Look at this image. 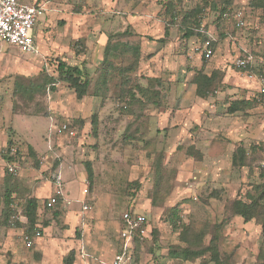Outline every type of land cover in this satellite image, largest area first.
I'll return each instance as SVG.
<instances>
[{"label":"rangeland","instance_id":"rangeland-1","mask_svg":"<svg viewBox=\"0 0 264 264\" xmlns=\"http://www.w3.org/2000/svg\"><path fill=\"white\" fill-rule=\"evenodd\" d=\"M142 1H145L144 4ZM146 1L130 0L126 8L129 11H143L153 1V8L159 10L158 15L164 16L166 25L174 26V40L168 38L174 46H170L168 53L176 54V79L182 80L183 76L184 80L188 78L187 70L181 69L186 65L183 49H189L190 44L201 45L202 38L194 35L190 41L182 29L180 16L170 22V14L174 11L182 13L196 6L204 7L201 30H213L217 40L212 59L205 60L199 51L198 53L206 65L220 61L223 66H231L235 71L243 73L242 85H247L248 80L245 79V71L234 64L235 57L246 48L264 59V29L240 28L233 20L219 19V9L224 5L222 0ZM233 1L232 6L235 9H242L244 12L254 9L253 20L259 21L261 26V8H253L249 0ZM93 4V0H73L67 10L79 13L85 11L91 18ZM96 11L98 10L95 9L93 13ZM85 21L84 24H77L91 27V20ZM65 22L67 23L66 20L56 17L50 23L49 30L54 33V29L57 31L64 27ZM74 24L73 22L68 26L67 31L72 26L74 29ZM70 45L77 55L87 52V46L82 39L71 40ZM61 53L55 51L48 56H43L42 53L26 54L0 41V147L9 145L11 140L18 147L21 156L20 174L11 176L0 184L1 223L4 222L6 194L9 190L15 192H12L10 219L6 225L0 224V264H68L70 259L71 264H74L79 259L77 249L82 242L89 255L88 258L81 259L82 264H111L119 246L117 238L122 213L132 204L147 214L150 224L149 235L135 243L136 264H264L262 231L252 238L249 234L240 233L237 222L226 232L227 224L232 223L231 220L235 217L231 216V202L235 198L247 200L249 192L257 195V187L264 185V96L261 101L254 96L257 95L256 83L248 81L251 86L246 91L251 92L249 96L254 100V105L235 117L241 120L256 117L253 132L239 135L226 129L216 132L222 141L237 140L238 144L242 139L243 145H246L244 140L251 142L246 145L249 148L247 165L239 167L227 162L220 164V177L204 181L196 194H193L186 184L192 180L189 174L193 173L191 169L194 165L193 160L185 156L186 145L179 144L182 148L179 147L171 155L170 127L160 129L156 120L138 121L146 116L145 111L158 118L161 112L171 109L170 99L163 98L158 105L131 104L120 91L123 77L121 71L112 73V90L99 101L90 96L94 90L92 85L90 94L82 99L63 81H57L55 86L49 84L42 92L29 91L34 85L43 83L46 75L58 78L55 67L63 56ZM124 58L128 62L122 61L117 69L127 68L133 62L127 57ZM90 72L92 73L91 70ZM142 73L139 78L133 75L134 79L138 81L143 78L147 82L146 73H150V70ZM239 91L236 96L241 95ZM228 97L231 96H227V99ZM107 103L111 106V112L103 116L96 134L91 117L98 114L99 105ZM50 116H54L57 122H70L76 129V135L54 134L51 138L48 137ZM230 117L232 115L227 116ZM228 120V124L235 123L234 118ZM196 157L198 158L197 154ZM87 161L92 163V178L88 177ZM41 169L44 170L40 171ZM59 175L65 183L67 206L61 203L55 208L45 209L43 203L51 194L49 188L39 201L41 210L38 209V219L34 227L30 226L29 221L22 223L13 218L14 215L24 214L27 195L31 191L43 188L47 179L54 183L55 177ZM48 183L49 181H45L46 187ZM176 186H179L176 189L178 192L174 193ZM85 188L88 189L87 195L84 194ZM81 199L85 200L88 210L83 208ZM173 207H176L173 212H178L181 216V224H177V227L172 224V220H175L171 211ZM70 211L74 212V220L67 219ZM56 212L58 215H55ZM47 222L51 228L45 230V236L37 241L45 245L54 238L66 247H58L56 255L50 253L44 260L46 254L35 249L37 241L30 247L24 243L22 234L24 231L31 233L44 229ZM184 225L192 226L189 238L198 233L201 235V243L205 245L216 232L223 263L213 260L209 251L186 261L170 255L172 249L187 245L181 234ZM63 252L66 256L62 255Z\"/></svg>","mask_w":264,"mask_h":264},{"label":"crops","instance_id":"crops-1","mask_svg":"<svg viewBox=\"0 0 264 264\" xmlns=\"http://www.w3.org/2000/svg\"><path fill=\"white\" fill-rule=\"evenodd\" d=\"M19 1L29 4L44 3L46 5L47 10L34 29L35 41L37 42L40 52L43 54V56L53 54V52L55 51H61V54H63V56L61 55V59L68 61L70 64L82 66V64L85 63V65L90 68L89 70L92 71V77H95L93 81H96L99 73H96L95 70L97 67H100L102 65L106 46H110L113 50L118 52L117 57L110 58V61H113L115 65L119 66L122 61L128 62V60L124 57H127L132 61L134 60L136 63H138V70L136 73V77L138 78L139 76H142V72L147 71V69L150 70V73H146V83L144 82L143 78L140 77L141 79H138V82L143 86H147L150 78L160 79V82L155 83V89L161 91V95H164L163 98L170 99L171 109L168 108L166 111L161 112V115L158 118L156 116H153V113L148 114L145 111L146 116L139 118L138 121L142 122V120H146L151 122V120H156L158 121V126L160 129L170 127L169 150L171 152V155L174 154L179 147H181L179 146V144L186 145L185 147L187 148L184 149L187 154L185 156H189L194 162L193 168L191 169L193 173H191L192 175L189 174L192 180H189L186 183L188 189L193 191V194H196V191L198 190V188H200L199 186H201L204 181L206 182L208 181V179H216L220 177V173H218V167L220 166V164L222 165V163L224 162L232 163V157L235 149L237 148V146L243 145L241 144V142L243 141L242 139H240L241 141H238L240 142L238 144L236 143L237 140L231 142L227 140L222 141L217 137L218 134L216 132H219V130L222 131L223 129H226L229 132L231 131L236 135H239L240 133L247 132V134H249L250 132H253V128L255 127L254 124L257 121L255 119L256 117L254 118L253 116H251V118L249 117L246 120H241L239 118L235 119L237 114L242 111L238 110L235 113L228 112L230 101L236 99H250L249 94H251V92L246 91L251 86L248 81L252 80H250L244 73L246 77L245 79H247L248 81L247 85H242L241 80L243 73H241L240 71H235L231 66H223V63H221L220 61H216L213 64L206 65L202 60L200 53L194 51V46L196 45L192 46L191 44L189 46V49L186 47L185 49H183V56L185 57L186 65L181 68H185V70H187L188 78L184 80L183 76L182 80L176 79V72L174 70V66L176 65L175 61L177 60L176 54L168 53L170 46H174V43L171 42V40H174L173 37L176 29L174 28V26L168 25L167 27L166 23L163 21L164 16L158 15L159 10L153 8V1H151V3L150 0L146 1L150 3V9L147 7L146 9H143V11H129L126 6L128 5L127 3H130V0H93V9H97L98 11L93 13L94 10L91 9V18L85 14V11L80 13L69 12L67 8L73 0ZM144 2L145 1H142V4H144ZM111 12H113V14H110ZM254 13V9L252 8L245 12L249 22L259 24V21L253 20ZM261 14L263 22L261 23L262 27L260 26L259 29H264V12L262 10ZM56 17H59L62 20H66L67 23L65 22L64 27H60L57 31L56 29H54V33H51V31L49 30V26ZM88 19L91 20V22L89 23L91 27H83L77 24H84V22H86L85 20ZM73 22L75 23V28L73 29L74 26H72L71 29L67 31V27L70 26ZM207 33L211 35V37H213V41L217 40V37L215 36L213 30H209L207 31ZM168 38H170L171 40L168 41ZM193 38L194 37L191 36V38H189L190 41H192ZM81 39L87 46V52L77 55L75 53V50L70 45V41H79ZM0 41L6 42L2 39H0ZM177 41L179 43V39ZM187 50H189V52H186ZM247 50L248 49L244 48V52L238 54L237 56L244 54ZM65 54L67 57H65ZM57 55H59V53H57ZM200 68H204V71L208 74H210L213 69L223 70L225 72L223 80V84L225 85V87L223 86L221 89L217 90L215 94H211L208 97L198 96L196 93L197 85L193 82V77L195 75V70ZM256 85L258 86L257 83ZM257 86H255V90H257L258 88ZM237 91L240 92V96L235 95ZM90 96L96 98V100L98 101L103 97L101 95L95 94H92ZM227 96L231 97H228L227 99ZM254 96L257 95L254 94ZM178 103H180V105ZM107 112L108 114H110L111 112V106L109 103L98 106V115L100 114L101 116H99L100 122ZM139 113L141 114L140 111ZM228 115H232L235 120L234 124H228L229 120L227 121V119H230V121L233 119L232 117L227 118ZM52 119L54 120L55 117L50 116L48 118L49 122H51ZM49 122L48 124H50ZM244 143L246 145L251 144L249 140H244ZM246 145L243 146L247 148ZM190 147H193V149L196 151V154L201 156L197 158L195 153L191 151L189 152L188 149ZM247 149L249 150V148ZM43 170L44 169H41L40 171ZM7 176V173L0 174V184L6 181ZM45 181H49L47 187L45 186ZM45 181L43 183V188H35V190L31 191L30 195H27L28 198L34 197L38 200L39 211L41 210L39 201L45 196L44 192L49 188L51 189V194L47 197L46 201H44V208L52 209L57 206L56 204L53 207H47L46 203L53 193L54 184L48 179ZM178 188L179 186H176V188H174V193L178 192V190H176ZM14 193L15 192L13 191V194ZM84 194L87 195V193ZM61 203L63 204V206L68 205L65 196L63 197V199H61L60 204ZM82 203L84 208V205L86 204L85 200H83ZM129 209H133L134 211L142 213L146 216L148 236L150 224L147 214L140 210L134 204H132L126 210ZM73 213V211L68 212L67 219L70 218L74 220L75 215ZM231 222L232 223L227 224L226 232L229 231L228 228L233 223L237 224V222L239 225L240 233H245L246 235L249 234V236H252V238H254V236H257L258 233L262 231L261 226L257 224L255 220L246 222L240 215H236L231 220ZM45 225L46 226L44 227V229H41L44 230V235L41 238L45 236V230L51 228V225H49L48 222L45 223ZM121 231L122 217L121 226L117 238L119 246L113 256L111 264H113L115 256L124 249V241L121 238ZM137 240L139 239H134L129 242L130 246L128 250H126V257L123 264H136L134 247ZM58 247H61L62 249V247L65 248L66 245H61L58 240L52 238L51 242L45 245L41 241H37L35 249L44 252V254H46V256H44V260H46L48 254H57ZM77 250L79 253V259L75 261L74 264H82L81 259L89 257L88 253H86L85 245L83 242L80 244ZM62 255L66 256V253L63 252ZM63 256L62 258L64 259Z\"/></svg>","mask_w":264,"mask_h":264},{"label":"trees","instance_id":"trees-1","mask_svg":"<svg viewBox=\"0 0 264 264\" xmlns=\"http://www.w3.org/2000/svg\"><path fill=\"white\" fill-rule=\"evenodd\" d=\"M222 3L224 5L219 9V19L223 18L224 12L228 7L233 5L234 1L222 0ZM249 4L253 8H261V10L264 12V0H249ZM215 8L217 9V6ZM171 10H173V7L171 8ZM203 10L204 7L196 6L195 8L183 11L182 13H177V11H174L170 14V22L174 21L180 16V23H182V29L184 30V34L188 38L194 35H199L202 38L203 42L205 37L208 36L207 32L201 30ZM212 45L215 49V41L213 40ZM117 53L118 52L113 50L110 46H106L102 65L100 67H97L95 70L96 73H99V76L96 78V81H93L95 77H92L91 72L89 70L90 68H88L85 63H83L82 66H79L75 64H70L64 59H59L55 67V70L58 73V78L46 75L43 83L34 85L33 88L31 87L29 89V91L35 90L42 92L45 91L46 87L49 84H51V86H55L54 84H56L57 81H63L67 83L72 89H74L79 99H82L90 94L91 85L94 88L92 94L101 95L104 97L107 96L108 92L111 90L110 86L112 73L114 71H121L123 72L121 73L123 77L120 84V91L122 96L127 101H129L131 104H160L164 95H161L162 93L160 90L155 89V83L160 82V79L150 78L147 86H143L141 83L136 81V79H134V76H137L136 73L138 70V63L133 60L129 67L117 69L118 65H115L113 61H110L111 57H117ZM202 58L205 59L204 56H202ZM129 73L132 77L128 75ZM224 76L225 72L220 69H213L210 74L206 73L204 71V68L196 69L195 75L193 77V82L197 85V95L200 97H208L211 94H215L216 91L221 89L223 86L225 87V85L223 84ZM52 89H54V87H52ZM253 101V99L232 100L230 101V105L228 106V112L235 113L238 110L245 111L254 105ZM124 106L127 107V105ZM91 118L93 130L97 134L98 126L100 124L99 116L98 114H93ZM9 145H13L11 140H9ZM188 151H191L196 154V151L193 149V147H190ZM248 151L249 150L243 145L237 146L232 157V164L234 166L239 167L246 166L248 163ZM197 156L200 157L201 155ZM87 173L89 178H92L94 176L92 163L90 161H87ZM11 176L12 175L8 174L7 179H10ZM257 189L258 194H251L249 192L247 194V200H244L242 198H235L230 204V211L231 216L240 215L246 222L255 220V222L261 226L262 233L264 234V203H262V201L264 200V185L263 187H257ZM12 192L13 190H9L6 194L5 207L3 209L4 222H0V224L6 225L10 219ZM38 204V200L34 197H29L28 199H26L24 214L28 217V221L30 222L31 227H34V225L37 223ZM56 204L59 205L60 200ZM175 208L176 207H173L171 209L172 214L175 218V220H172V224L177 227V224H181V216L178 214V212H173ZM55 215H58V212H56ZM190 226L191 225H186L181 232L183 240L187 242V245L184 247L172 249L170 251V255L175 258H180L186 261L201 256L205 252L209 251L211 252L213 260L220 261V263H223L220 259V250L218 246L217 233L214 232L209 243L205 245L201 243V235L198 233H194L192 237L189 238L188 234L190 232V228H192V226ZM218 226L219 225H217V227ZM260 255H262L261 251ZM68 264H71V259L68 260Z\"/></svg>","mask_w":264,"mask_h":264},{"label":"built area","instance_id":"built-area-1","mask_svg":"<svg viewBox=\"0 0 264 264\" xmlns=\"http://www.w3.org/2000/svg\"><path fill=\"white\" fill-rule=\"evenodd\" d=\"M47 8L44 3H23L19 0H0V39L16 46L21 52L26 54L40 55V49L34 37V29ZM223 19H232L237 27L259 29L260 25L249 22L242 9L228 7L223 14ZM213 37L208 34L201 45L195 46L194 51L200 52L205 59L209 60L214 55L212 45ZM234 64L245 71L247 77L258 84L256 98L261 101L264 96V59L257 57L252 51L247 50L244 54L235 58ZM48 137L54 134H68L75 136L76 129L70 122H57L52 119L47 127ZM21 156L18 147L6 145L0 147V174H10L16 176L20 174ZM53 193L47 201V207H53L64 197L65 183L62 177L56 176L54 180ZM88 193V189H84ZM88 209V205H84ZM13 218L22 223H27V217L20 213ZM12 218V219H13ZM148 234L146 216L142 213L129 209L122 215L121 238L124 241V249L121 250L113 261V264H123L126 257V250L129 248L131 240L144 239ZM24 243L28 246L35 244L37 239L44 235L43 230L33 232L24 231L22 234Z\"/></svg>","mask_w":264,"mask_h":264}]
</instances>
